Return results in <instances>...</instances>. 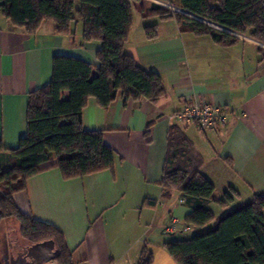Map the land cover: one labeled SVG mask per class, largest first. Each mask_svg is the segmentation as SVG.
<instances>
[{
    "label": "crops",
    "instance_id": "crops-1",
    "mask_svg": "<svg viewBox=\"0 0 264 264\" xmlns=\"http://www.w3.org/2000/svg\"><path fill=\"white\" fill-rule=\"evenodd\" d=\"M153 1L136 2L124 52L162 76L164 95L156 101L119 98L112 109L90 96L83 109V128L102 131L115 152L114 166L65 179L52 160L13 195L22 213L63 233L75 264H138L144 248L152 253V264H179L164 243L181 239L184 231L166 227L177 219L180 227L190 226L187 233L195 229L187 222L192 208L180 193L163 197L167 137L175 123L203 155L202 173L215 184L216 200L230 189L237 193L226 207L209 205L216 216L264 192V72L258 73L264 45L240 33L239 42L226 47L209 36L182 32L174 19L147 16ZM153 25L157 37L148 39L146 27ZM102 46L84 40L81 20H74L68 33H58L52 21L31 33L0 11V139L6 149L17 148L26 135L29 94L52 80L54 58L77 57L96 69ZM187 101L224 107L227 125L203 131L195 122L178 120Z\"/></svg>",
    "mask_w": 264,
    "mask_h": 264
},
{
    "label": "trees",
    "instance_id": "trees-1",
    "mask_svg": "<svg viewBox=\"0 0 264 264\" xmlns=\"http://www.w3.org/2000/svg\"><path fill=\"white\" fill-rule=\"evenodd\" d=\"M139 0H0V11L16 27L35 32L43 21H52L58 33L70 32L74 20L84 23V40L102 42L95 67L77 57L56 56L52 80L29 94L27 133L15 149L0 139V264L2 234L17 229L26 244L54 240L59 264H75L63 233L54 225L20 211L14 193L26 188L27 180L56 160L65 179L81 177L114 166L115 152L102 131H87L83 109L94 96L112 109L119 98L125 102L143 97L158 100L165 93L162 76L142 67L124 52ZM180 10L152 2L147 16L174 19L180 31L209 36L221 46L239 42L237 33L264 44V0H160ZM185 11V12H182ZM148 39L157 37V26H147ZM258 73L264 72V47ZM152 123L147 126L149 133ZM167 155L161 182L163 197L178 191L192 208L187 222L196 230L187 239L164 243L179 264H264V192L221 216L209 205L226 207L237 194L234 189L216 200V186L202 173L204 157L181 124L168 131ZM152 204L151 200L146 201ZM211 224V227H208ZM207 227V228H206ZM144 248L138 264H152Z\"/></svg>",
    "mask_w": 264,
    "mask_h": 264
},
{
    "label": "built area",
    "instance_id": "built-area-1",
    "mask_svg": "<svg viewBox=\"0 0 264 264\" xmlns=\"http://www.w3.org/2000/svg\"><path fill=\"white\" fill-rule=\"evenodd\" d=\"M156 1L161 4H168L160 0ZM175 116L178 120L183 122H195L201 130L207 131L216 126L225 127L228 123L229 113L224 107L217 104L187 101ZM179 230L187 232L190 230V226L186 224L183 227H180L179 221L173 219L166 227V231L172 233Z\"/></svg>",
    "mask_w": 264,
    "mask_h": 264
},
{
    "label": "water",
    "instance_id": "water-1",
    "mask_svg": "<svg viewBox=\"0 0 264 264\" xmlns=\"http://www.w3.org/2000/svg\"><path fill=\"white\" fill-rule=\"evenodd\" d=\"M174 8L180 10L179 8ZM11 242L10 232L4 233L3 264H59L57 261L59 253L52 239L34 244H26L17 254L12 252Z\"/></svg>",
    "mask_w": 264,
    "mask_h": 264
},
{
    "label": "rangeland",
    "instance_id": "rangeland-1",
    "mask_svg": "<svg viewBox=\"0 0 264 264\" xmlns=\"http://www.w3.org/2000/svg\"><path fill=\"white\" fill-rule=\"evenodd\" d=\"M160 4H161V3H160ZM163 5H165V6L169 7L170 9L176 11V9L174 8V6H171V5H169V4H163ZM8 228H9V227H8ZM10 229H12L13 232L17 233V229H13V228H10ZM196 233H197L196 230H192V231H190V232H188V233H187V232H185V233H184V232H183V233H179L178 236H181V239H187V238H190V237L194 236ZM3 235H4V232H3V234H2V242H3ZM16 237L19 238V235H18V234H16V235H13V234H12L10 238H14V239H16ZM3 252H4V243H3ZM2 256H3V254H2Z\"/></svg>",
    "mask_w": 264,
    "mask_h": 264
},
{
    "label": "flooded vegetation",
    "instance_id": "flooded-vegetation-1",
    "mask_svg": "<svg viewBox=\"0 0 264 264\" xmlns=\"http://www.w3.org/2000/svg\"><path fill=\"white\" fill-rule=\"evenodd\" d=\"M11 241H12V252L14 254H17L23 248L24 244H26L23 241H17L14 238H11Z\"/></svg>",
    "mask_w": 264,
    "mask_h": 264
}]
</instances>
